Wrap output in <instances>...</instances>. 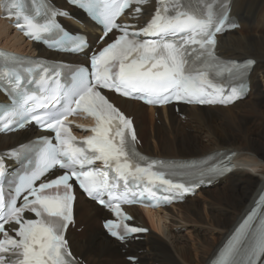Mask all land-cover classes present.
Returning <instances> with one entry per match:
<instances>
[{
    "label": "snow or ice",
    "instance_id": "obj_1",
    "mask_svg": "<svg viewBox=\"0 0 264 264\" xmlns=\"http://www.w3.org/2000/svg\"><path fill=\"white\" fill-rule=\"evenodd\" d=\"M70 2L76 3V0ZM132 2L139 4L143 0H110L104 6L100 18L105 37L113 30L122 34L91 56L90 72L87 68H80L72 87L63 91L59 87L51 88L49 84L51 92L46 100L36 103L28 99L14 110L12 116L19 117V121L9 118L0 122L3 123L2 130H8L17 123L23 126L22 121L30 115L42 127L56 133V144L46 138L43 140L40 162L29 175L20 178L15 187L16 195L6 198L0 193V264H78L64 235L72 221V181L78 183L89 197L97 199L119 216L123 213L113 200L136 201L129 200L126 193L113 195V189L118 192L117 180H124L127 188L130 177L138 184L146 179L145 191L152 195L155 192L149 186L156 182L170 189L188 190L184 184L165 178L166 172L159 168L163 162H147L143 157L137 159L132 144L135 141L132 122L109 103L100 89L107 88L154 104L173 100L201 105L228 104L243 94V84L225 94L209 78V71L218 76L228 72L231 76L243 78L254 64V61L247 60L242 65L236 62L222 65L213 55L215 35L226 24V9L217 15L209 8L205 14L194 10L190 0L187 3L186 0H158L157 9L146 26L129 32V26L117 24L116 17ZM0 7L5 9L6 16L15 17V26L20 31L36 41L43 38V33L60 27L51 17L39 23L35 17L25 14L24 0H0ZM88 7L95 9L96 0H88ZM139 11L137 8L136 12ZM66 14L52 12V16ZM140 36L151 38L141 40L138 39ZM84 46L82 40L74 42V50ZM0 57L17 63L26 59L7 53H0ZM44 72L41 84L49 79L46 68ZM54 75L59 76V73ZM5 76L15 89L22 88L20 77L14 70L6 72ZM80 109L96 119V125L91 129L93 135L83 141L87 148L75 145L74 137L62 119ZM9 155H15V152ZM96 161H101L104 169L95 168ZM57 166L65 170L63 174L47 178L46 173ZM108 170L115 173V177L110 178ZM229 170L230 166L223 163L200 175H218ZM3 173L4 165L0 160V175ZM37 181L41 182L37 185ZM105 192L109 196L107 201L101 198ZM21 193H25L23 204L18 205ZM139 202L145 201L141 199ZM26 212L33 213L36 219L26 218ZM251 220L250 215L237 228L216 264H256L255 258L264 254V221L252 226ZM105 227L120 240H125L129 233L146 231L125 224L123 231L118 232L111 221L106 222ZM9 229L14 235L9 234Z\"/></svg>",
    "mask_w": 264,
    "mask_h": 264
},
{
    "label": "bare ground",
    "instance_id": "obj_2",
    "mask_svg": "<svg viewBox=\"0 0 264 264\" xmlns=\"http://www.w3.org/2000/svg\"><path fill=\"white\" fill-rule=\"evenodd\" d=\"M59 5L64 6L61 0ZM149 9L145 8V12ZM231 14L237 18L242 30L239 35H236L237 29L221 35L217 49L225 58H253L256 61L249 77L250 92L245 99L227 107L180 106L184 120L174 111L173 106L149 108V111H163L165 122H162L159 114L162 125L151 124L148 127L149 124L145 121V110L148 107L136 101L113 97L115 103L128 116L133 117L145 153L160 158H194L220 150L234 151L238 167L212 188H206L173 206L179 209L177 215L172 207L156 212L146 210L144 214L136 207L129 208L135 217L134 223L163 232L164 239L146 238L149 239L147 246V240L130 243L126 256L134 253L143 264H146L144 259L148 251L151 260L147 264H154L155 261H159L158 264H193L192 249L203 254L199 258V264H208L238 218L252 205L264 186V100L260 92V81H264V0H232ZM85 24L90 31L92 25L86 20ZM95 35L92 30L89 34L91 42L95 41ZM0 46L28 54L37 51V55L56 60H76V57L48 52L39 45L25 41L2 19ZM3 99L0 95V100ZM39 134L30 128L14 134L0 135V150L23 143ZM150 140L154 144L153 150ZM200 194H205L208 198L207 219L202 216L201 207L196 201ZM95 210L97 215L93 214ZM74 211L77 225H85L79 235L72 229L67 231L69 245L77 256L88 264H131L123 260L125 246L108 238L100 225L99 228L92 226L97 219L99 221L108 214L82 196H78ZM185 226L196 230L192 246L179 231ZM208 234L215 236L208 238ZM82 239L84 244H81Z\"/></svg>",
    "mask_w": 264,
    "mask_h": 264
},
{
    "label": "rangeland",
    "instance_id": "obj_3",
    "mask_svg": "<svg viewBox=\"0 0 264 264\" xmlns=\"http://www.w3.org/2000/svg\"><path fill=\"white\" fill-rule=\"evenodd\" d=\"M238 32L236 33V35H239L240 31L242 30L241 28L240 29H237ZM260 92L262 93V96H263V100H264V81H260ZM262 106L264 107V101L262 103ZM146 113H147V118L145 119L146 121V124H149L148 127H150V125H158V126H161L162 125V122H165V117H164V114H163V111H149V108L145 110ZM159 114L161 115L162 117V122L160 120L159 117ZM163 114V115H162ZM181 117L182 120H184V115H179ZM148 121V122H147ZM161 122V123H160ZM160 123V124H158ZM193 129V128H192ZM187 131H192V130H188ZM149 132H151L149 130ZM196 133V131L194 132ZM140 138V137H139ZM203 140H204V137H203ZM150 145L152 147V150L154 149V144H153V141L150 140ZM249 169V168H248ZM252 173L256 174V172H254L253 170L249 169ZM212 188V187H211ZM214 189V188H213ZM196 201L199 203L200 207H201V211H202V216L207 219V211L209 208L208 207V198L205 194H200L198 195V197L196 198ZM172 211L177 215L179 214V209L177 207H172ZM94 215H97V212L96 210L93 212ZM103 218H101L102 220ZM101 220L98 221H95L92 226L94 227H98L99 228V225H100V222ZM147 221V220H146ZM96 224V225H95ZM84 224H80L79 226L73 228L72 230H74L78 235L81 234V232L84 230ZM149 228V227H148ZM149 233L146 234V236H144L143 239L139 240L138 242H143V241H146L147 239L146 238H152V237H157V238H162L164 239V236H163V232L161 230H158V229H154L151 230L149 228ZM198 230V229H197ZM179 231L181 232V234L184 236V238L186 239V242H188L191 246H192V243L194 242V238H195V232L196 230L195 229H192V228H188L187 226L185 227H182L179 229ZM200 231H202V229H200ZM178 232V231H176ZM209 236V237H208ZM213 236L215 235H211V234H208L207 237L208 238H212ZM149 240V239H148ZM148 240L146 241V246H147V243H148ZM84 239L81 240V244H84ZM130 245V244H129ZM128 247L125 246L124 250H123V254H125V257L126 258V253H128ZM139 252V251H138ZM134 253H131L129 255H133ZM146 255V258L144 259V261L146 262V264L151 260L150 257H149V251L147 253H145ZM201 254V255H200ZM202 252L199 251V250H193L192 249V257H193V264H199L198 261H199V258L202 256ZM124 261H126V259H123ZM197 261V262H196ZM139 262V261H138ZM142 263V262H140ZM159 261H155L154 264H158ZM143 264V263H142Z\"/></svg>",
    "mask_w": 264,
    "mask_h": 264
}]
</instances>
